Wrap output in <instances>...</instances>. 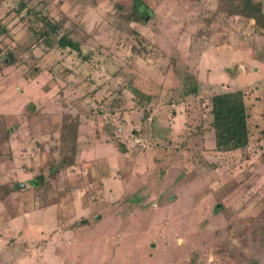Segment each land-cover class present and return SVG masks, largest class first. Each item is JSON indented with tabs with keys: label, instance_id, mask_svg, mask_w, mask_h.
<instances>
[{
	"label": "rangeland",
	"instance_id": "1",
	"mask_svg": "<svg viewBox=\"0 0 264 264\" xmlns=\"http://www.w3.org/2000/svg\"><path fill=\"white\" fill-rule=\"evenodd\" d=\"M142 1L140 19L132 0H33L78 53L0 0V264H264V19L242 0ZM235 90L249 144L218 152L209 100ZM73 126L75 165L46 187Z\"/></svg>",
	"mask_w": 264,
	"mask_h": 264
},
{
	"label": "trees",
	"instance_id": "2",
	"mask_svg": "<svg viewBox=\"0 0 264 264\" xmlns=\"http://www.w3.org/2000/svg\"><path fill=\"white\" fill-rule=\"evenodd\" d=\"M32 1L33 0H19L17 5V12L19 14L27 9V14L32 16L34 20L33 23L31 22L32 25L30 26V30L28 28V32L37 36L36 40L42 42L48 48L69 49L79 53V44L70 37L67 31H65L64 22L52 19L40 12H29L28 6ZM148 8V6L143 4L142 0H132L130 8L124 9L125 12L128 13V16H135L142 19L143 15L149 13ZM241 8L243 9L240 15L244 17L253 19L256 22L264 19L260 0H242ZM55 70L58 71L59 68L56 66ZM61 70L62 72L64 71V69ZM190 78L192 77L188 79ZM195 93L196 88L193 86V88H188L184 95H195ZM209 106L211 117L210 127L214 135L215 150L218 152H234L245 149L249 144V130L248 109L245 104L244 93L241 90H235L213 94L210 97ZM107 107L108 109L106 110L111 112V110L114 109V103L110 102ZM68 135L69 137H67L65 133L66 138L60 137L59 139V154L66 157L64 158L63 164L59 162L55 165L53 164V167L49 168L47 173L45 172L42 175L44 181L43 185L46 187L49 185L48 182L50 180L57 179L58 175L54 176L56 170H65L75 165L77 126L71 127ZM118 149L122 150L123 147L120 146ZM63 150L69 151V154L64 153ZM261 158L264 160V151L261 153ZM31 185L36 187L37 183L33 181ZM42 186L40 185L41 188H43ZM17 188L18 187L15 186V189Z\"/></svg>",
	"mask_w": 264,
	"mask_h": 264
},
{
	"label": "built area",
	"instance_id": "3",
	"mask_svg": "<svg viewBox=\"0 0 264 264\" xmlns=\"http://www.w3.org/2000/svg\"><path fill=\"white\" fill-rule=\"evenodd\" d=\"M115 131L116 133L121 136V137H125V134H124V129L121 125H118V124H115ZM135 142H137V139H135Z\"/></svg>",
	"mask_w": 264,
	"mask_h": 264
},
{
	"label": "water",
	"instance_id": "4",
	"mask_svg": "<svg viewBox=\"0 0 264 264\" xmlns=\"http://www.w3.org/2000/svg\"><path fill=\"white\" fill-rule=\"evenodd\" d=\"M22 187V185L18 186V188Z\"/></svg>",
	"mask_w": 264,
	"mask_h": 264
}]
</instances>
